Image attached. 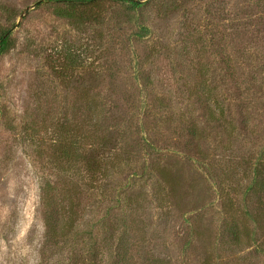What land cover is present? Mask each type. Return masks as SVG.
<instances>
[{
  "label": "rangeland",
  "instance_id": "374dc122",
  "mask_svg": "<svg viewBox=\"0 0 264 264\" xmlns=\"http://www.w3.org/2000/svg\"><path fill=\"white\" fill-rule=\"evenodd\" d=\"M139 1L0 0V264H264V0Z\"/></svg>",
  "mask_w": 264,
  "mask_h": 264
},
{
  "label": "trees",
  "instance_id": "16d2710c",
  "mask_svg": "<svg viewBox=\"0 0 264 264\" xmlns=\"http://www.w3.org/2000/svg\"><path fill=\"white\" fill-rule=\"evenodd\" d=\"M67 3V8L69 9H85L89 6H93L96 2V0H62ZM119 1H125V0H119ZM127 8L131 11H136L138 6L140 5L139 0H126ZM59 17H64L66 16L64 13H57ZM146 34L147 29L143 28L142 29ZM12 47V43L9 39L8 32L2 33L0 35V56L5 54L9 49ZM212 119L211 117H209ZM259 161H256L258 163ZM261 162V161H260ZM253 175L255 176V181L253 182V186L251 190L254 192H258V194H262L264 192V163H258L257 165L254 166L253 168ZM258 177V178H257ZM48 231L53 232L54 231V226L50 224L49 222L46 223ZM55 232V231H54ZM232 233V239L235 240L236 242L239 241L238 235L235 234V232Z\"/></svg>",
  "mask_w": 264,
  "mask_h": 264
}]
</instances>
